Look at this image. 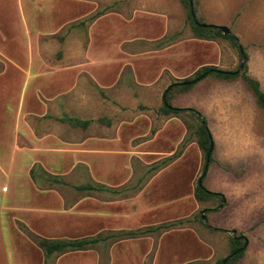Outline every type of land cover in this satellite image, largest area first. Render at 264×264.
I'll list each match as a JSON object with an SVG mask.
<instances>
[{
    "label": "rangeland",
    "instance_id": "rangeland-1",
    "mask_svg": "<svg viewBox=\"0 0 264 264\" xmlns=\"http://www.w3.org/2000/svg\"><path fill=\"white\" fill-rule=\"evenodd\" d=\"M0 1L16 9L0 15V135H16L24 146L35 136L54 149L1 158L10 177L0 170V200L15 206L31 200L19 179L29 161L39 187L34 198L46 209L27 216L34 231L15 218L23 233L14 229L22 237L21 260L214 264L228 254L229 235L239 232L247 249L234 264H264V117L253 96L240 80L206 77L173 100L199 112L211 130L215 161L204 183L224 197L206 216L208 225L220 228L215 231L198 218L214 204L193 196L204 157L183 121L191 117L159 111L172 82L203 65H239L241 55L230 39L196 38L180 0ZM193 11L197 21L229 28L248 55V73L264 90V0H193ZM64 116L90 123L73 126ZM85 183L117 192L74 187ZM177 219L184 222L174 228L49 257L31 241L38 234L106 235Z\"/></svg>",
    "mask_w": 264,
    "mask_h": 264
},
{
    "label": "trees",
    "instance_id": "trees-1",
    "mask_svg": "<svg viewBox=\"0 0 264 264\" xmlns=\"http://www.w3.org/2000/svg\"><path fill=\"white\" fill-rule=\"evenodd\" d=\"M180 2L183 7H185V9L187 10L188 21L193 35L196 38L210 40L216 39L218 37L228 38L230 39L232 44L237 48L238 53L241 55L239 44L237 42V37L234 34H224L223 31L217 25L214 24H208L200 21L195 22L194 18L191 15L189 0H180ZM243 56L244 62L241 68H239L241 61L236 68L232 69L219 68L214 65H203L197 70H195L191 76L184 78L182 81L172 82L163 92L162 105L159 107V111L166 116H178L182 113H186L189 117H191L190 120L183 118V121H185L190 136H192L204 157L202 173L197 178V182L193 189V196L197 202L214 204L211 207L204 208L206 216L209 211L217 210L221 200V194L208 189L204 183L206 177V172L204 171L206 160L208 159V165L212 164L215 161L213 148L211 152H209L210 145L211 143L213 144V139L205 118L200 119L197 114L190 110V108L175 106L173 104V100L175 96L182 93H186L187 91L191 90L198 81L206 77H210L211 79L219 81L240 80L245 86V88L253 96L257 107L262 112L264 117V90L261 88L259 80L248 73L246 65L248 55L246 54L244 49ZM62 119L68 121L73 126H81L83 128L87 127L90 123V119H80L74 116H64L62 117ZM178 155V153H175L164 158L161 162V165L169 163ZM158 166L159 165L156 164L153 169L157 168ZM30 175L31 177L35 178L33 169H31ZM76 189L78 191H87L88 193H93V191H102L109 188H106L100 184L86 183L83 185L76 186ZM109 190L112 192H117V190L114 189ZM198 218L201 222H203L201 219L200 212L198 214ZM183 222L184 220L177 219L174 221L163 222L155 226H149L148 228H138L135 230L110 232L106 235L97 233L95 235L83 236L78 238H49L33 235L32 241L42 251L45 257H49L53 254L58 255L70 251L93 249L96 248V246L100 243L106 242L110 238L135 237L137 235L145 234L147 232L174 228L175 226L182 224ZM209 229L212 231H215L216 229L220 230V228L216 227H210ZM228 240V254L225 257L217 259L214 264H234L238 262L242 257H244L247 249V237L244 234L235 232L229 235ZM224 258H226L225 261H223Z\"/></svg>",
    "mask_w": 264,
    "mask_h": 264
},
{
    "label": "crops",
    "instance_id": "crops-1",
    "mask_svg": "<svg viewBox=\"0 0 264 264\" xmlns=\"http://www.w3.org/2000/svg\"><path fill=\"white\" fill-rule=\"evenodd\" d=\"M12 12L14 13V11H16V9L14 10L12 8V10L5 5L2 4L0 1V15L4 14V15H8V12ZM15 14V13H14ZM9 17V16H8ZM1 19V16H0ZM251 94V93H250ZM210 130V128H209ZM211 132V130H210ZM18 140V136H13L11 138V136L9 135H0V170H2L1 172L5 173L6 176L9 178L10 176L8 175V172L6 171V169L3 167V165H1V158H6L10 153L13 154V158L16 157L17 154H22L23 156L26 157H33L41 152H47L50 150H54L53 148H48V147H44L41 144L42 139L40 138H36L35 136H33L32 139H30L31 141H33V144L31 145H19L17 143ZM81 144V143H80ZM76 146V145H75ZM75 146H68L69 149H73ZM79 147H81V145H77ZM12 149V150H11ZM65 148H63L62 150H65ZM11 150V152H10ZM1 155L3 157H1ZM29 162V161H28ZM27 162V163H28ZM26 163V166L23 169V173L25 172L26 175L25 178H21L20 175L19 179L20 181L23 180V187H25L26 192H28V194L31 197V200H27V204H23L21 202L20 206H15L14 204L10 203H6L5 199H1L0 200V264H29L26 263V260L24 259L21 260V257H18L19 254V250L22 249H18V241H22L21 240V236L19 234V232L15 231L14 229H17V227H15V220L18 219L20 221L26 222L27 226H29V230L34 231L33 227L31 225H29L27 223V216L30 215V217H38L39 215H41V211H45L46 209H42L40 207V203L39 200L35 197H38L39 193L37 191V189L39 188L35 181L33 180V178L29 177L28 175V171L32 169L33 166L29 167L28 164ZM29 171V173H30ZM27 172V173H26ZM22 174V172L20 173ZM32 179V180H31ZM35 185H34V183ZM86 184V183H85ZM79 185H83V184H79ZM76 185V186H79ZM102 185V184H100ZM76 186H74L76 188ZM104 187H106L105 185H103ZM108 188V187H106ZM17 189V186H14V190ZM111 189V188H109ZM106 189V190H109ZM1 190L2 192H8V187L6 186H1ZM14 213H17L19 215V217H15ZM3 214H11V216H3ZM16 218V219H15ZM5 231H7V235H5ZM20 231V230H18ZM21 232V231H20ZM22 233V232H21ZM36 233V231H35ZM23 234V233H22ZM38 234V233H37ZM40 235V234H38ZM42 236V235H41ZM4 241V242H3ZM32 241V239H31ZM32 243L35 245V243L32 241ZM36 246V245H35ZM37 247V246H36ZM14 256V257H13ZM16 257V259H15Z\"/></svg>",
    "mask_w": 264,
    "mask_h": 264
},
{
    "label": "water",
    "instance_id": "water-1",
    "mask_svg": "<svg viewBox=\"0 0 264 264\" xmlns=\"http://www.w3.org/2000/svg\"><path fill=\"white\" fill-rule=\"evenodd\" d=\"M189 5H190L191 15L194 18L195 22H197V20L195 19L194 11H193V0H189ZM217 26L223 31L224 34H232L228 27L221 26V25H217ZM237 42H238V39H237ZM238 44H239V49H240V53H241V63H240L239 68H241L243 65V62H244V56H243V48L239 42H238ZM190 110H193L194 112H196L198 114V116L201 119H203V117L199 114V112H197L196 110H194L192 108H190ZM212 148H213V144L211 143L209 152H211ZM207 169H208V159L206 160V165H205L204 171L206 172ZM223 199H224V197H223V195H221V201H223ZM201 219L204 221L205 224L208 225L204 210L201 211ZM208 226H210V225H208ZM210 227H213V226H210ZM232 232H234V230ZM225 260H226V258H224L223 261H225Z\"/></svg>",
    "mask_w": 264,
    "mask_h": 264
}]
</instances>
